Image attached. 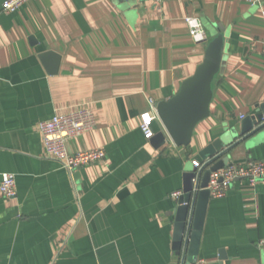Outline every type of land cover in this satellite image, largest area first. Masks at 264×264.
I'll use <instances>...</instances> for the list:
<instances>
[{
	"label": "crops",
	"instance_id": "crops-1",
	"mask_svg": "<svg viewBox=\"0 0 264 264\" xmlns=\"http://www.w3.org/2000/svg\"><path fill=\"white\" fill-rule=\"evenodd\" d=\"M0 0V184L16 176L17 196L0 190V264H181L175 209L184 175L200 152L241 128L264 104V0ZM203 22L195 43L185 18ZM226 33L225 63L213 82L210 115L188 146L160 120L155 148L141 115L173 97ZM59 57L50 72L41 54ZM52 62L50 65H54ZM90 108L96 127L67 142L104 161L75 173L46 157L39 123ZM233 164L264 159V119L227 153ZM264 180H236L210 198L199 258L209 264H264Z\"/></svg>",
	"mask_w": 264,
	"mask_h": 264
},
{
	"label": "water",
	"instance_id": "water-1",
	"mask_svg": "<svg viewBox=\"0 0 264 264\" xmlns=\"http://www.w3.org/2000/svg\"><path fill=\"white\" fill-rule=\"evenodd\" d=\"M226 33L223 31L214 37L206 48L204 61L194 74L182 83L180 90L170 99L155 103L160 121L166 134L179 146H188L192 142L198 123L210 115V104L213 99V82L222 71L225 63ZM42 61L56 73L59 57L52 52L40 55ZM56 62L54 65H50ZM257 115L248 116L241 122V128L227 130L220 138L211 142L201 152L204 161L210 166L198 172L194 167L184 175L183 195L178 199L175 209L174 250L179 254L185 252V264H193L199 258L201 239L206 219L208 204L211 198L209 184L212 172L232 164L227 154L239 136L248 134L254 126L264 119V104L260 105ZM165 132H158L151 139L155 148L166 143ZM195 178L197 181L195 182ZM199 188L198 191H194ZM193 192H195L193 194ZM194 198L193 207L189 202Z\"/></svg>",
	"mask_w": 264,
	"mask_h": 264
},
{
	"label": "built area",
	"instance_id": "built-area-1",
	"mask_svg": "<svg viewBox=\"0 0 264 264\" xmlns=\"http://www.w3.org/2000/svg\"><path fill=\"white\" fill-rule=\"evenodd\" d=\"M23 0H5L3 10L12 12L18 9ZM157 5L162 6L165 0H152ZM185 21L189 28V33L195 43H204L208 36L203 22L195 16H188ZM160 120L155 102L151 100V107L141 115L140 128L144 137L148 140L152 139L156 134L154 123ZM96 127V116L90 108H82L69 114H56L53 117L43 120L39 123V130L42 134L46 157L58 161L71 173H75L80 168L104 161L106 152L102 148L90 149L78 153H69L67 142L75 137H79ZM198 172L210 166L207 161H193ZM238 179H246L252 185L258 181L264 180V159L250 160L244 163H236L227 165L217 171L212 172L210 181L206 189H209L213 198L224 197L231 185ZM197 178H195V182ZM195 188L194 191H198ZM0 190L6 199H13L17 196L16 176L13 173H2ZM195 192H193L194 194ZM183 195V191H175L172 196L179 199ZM194 198L189 202L190 209L193 207ZM259 245L264 251V238L259 240ZM185 252H183L181 264H185ZM193 264H209L207 260L198 258Z\"/></svg>",
	"mask_w": 264,
	"mask_h": 264
}]
</instances>
